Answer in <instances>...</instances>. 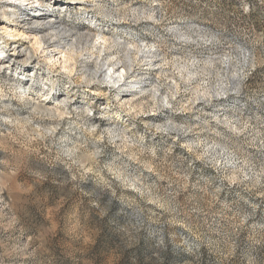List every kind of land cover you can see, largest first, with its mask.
<instances>
[{"label": "rangeland", "instance_id": "374dc122", "mask_svg": "<svg viewBox=\"0 0 264 264\" xmlns=\"http://www.w3.org/2000/svg\"><path fill=\"white\" fill-rule=\"evenodd\" d=\"M35 1L0 0V264H264V0Z\"/></svg>", "mask_w": 264, "mask_h": 264}, {"label": "bare ground", "instance_id": "6f19581e", "mask_svg": "<svg viewBox=\"0 0 264 264\" xmlns=\"http://www.w3.org/2000/svg\"><path fill=\"white\" fill-rule=\"evenodd\" d=\"M81 1H84V0H81ZM35 2H38V1L36 0ZM10 7H12L14 9L16 7V5L13 4ZM40 14H42V15H40ZM40 14L39 13H28L26 16V19L22 20L23 24L35 23L37 25L35 29H40V27H45L46 29H52L53 23L45 22V24H44L45 18L43 17V14H45V12L40 13ZM36 31L38 32L39 30H36ZM102 40L104 43L108 42V39H106L104 36H102ZM41 41H43V43H45L42 36H40V39L38 37H35V41H34L35 44H40ZM48 46L49 45H46L44 48L47 49ZM17 47H19V45L18 46L16 45L15 50L17 49ZM57 49H59V47H57ZM3 51L4 50H2L0 53H3ZM18 52L22 53L21 50H18ZM59 52L61 53V56H60V58H61L60 62L62 63L61 66L64 68H68L69 71H71L76 64L77 57L79 56L78 52L74 51V50L68 52L65 49H61V50H59ZM50 57L52 58V56H50ZM104 58L108 59V55L104 56ZM119 63H121V65H118ZM119 67L121 68L120 71H118ZM99 72L101 75H105V76L109 77L110 79H112L110 81L116 82L118 80L123 79L124 75H126V74L128 75L129 69H128V65H126L123 61L118 60V58H117V59H115V62L114 61L108 62L106 68L99 70ZM115 75H116V77H114ZM134 76H136V75L134 74Z\"/></svg>", "mask_w": 264, "mask_h": 264}]
</instances>
